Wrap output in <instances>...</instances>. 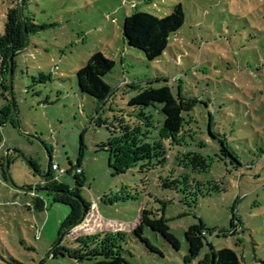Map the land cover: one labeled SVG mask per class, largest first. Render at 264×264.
<instances>
[{
  "label": "rangeland",
  "instance_id": "rangeland-1",
  "mask_svg": "<svg viewBox=\"0 0 264 264\" xmlns=\"http://www.w3.org/2000/svg\"><path fill=\"white\" fill-rule=\"evenodd\" d=\"M179 3L185 23L161 58L149 61L126 44L127 15L164 17ZM11 6L0 0V33ZM24 12L40 28L29 33L12 74H2L17 125L7 123L0 141V264H81L52 251L107 231L129 234L123 254L131 264H209L207 244L185 259V230L199 223L216 250L235 249L242 264L264 260V0H26ZM96 52L116 62L105 77L115 92L104 105L77 86V71ZM123 80L139 87L120 89ZM150 85H169L176 95L180 88L196 105L175 141L159 136L162 105L145 108L154 120L147 141L162 142L166 156L114 173L106 144L122 126L144 124L129 100ZM23 155L38 159L43 172L49 159L58 164L47 177L57 188H73L76 166L83 170L80 192L91 206L60 237L70 207L35 188L45 178ZM35 193L45 210L29 208ZM145 208L164 212L179 250L148 228L145 236L163 255L131 234Z\"/></svg>",
  "mask_w": 264,
  "mask_h": 264
},
{
  "label": "trees",
  "instance_id": "trees-1",
  "mask_svg": "<svg viewBox=\"0 0 264 264\" xmlns=\"http://www.w3.org/2000/svg\"><path fill=\"white\" fill-rule=\"evenodd\" d=\"M25 3L26 0H23V19H21L18 0H15L14 3L12 0V6L9 7L5 16L4 33H0V99L3 100V103L0 104V141L2 140V128L7 123L17 125L16 105L13 108V100L11 99V84L4 85L2 74L14 71L15 57L25 48L26 34L36 32L40 28L39 25L31 22L30 17L25 15ZM185 19L182 3L175 5L172 12L164 17L142 10L134 11L131 15H127L124 20L125 42L131 48L141 50L149 61H156L169 49L170 37L182 28ZM11 57L12 61L10 60ZM115 64V60L108 58L102 52L94 53L87 64L77 71V86L80 93L95 98L101 105L108 102L115 89L106 82L105 77L114 69ZM41 77L48 78L44 74ZM126 82V80L120 82V89L130 86L139 87L137 83L129 84ZM182 95L180 88H178L176 95L169 85L160 87L150 85L141 88L140 92L129 100V105L135 108L137 116L141 120L143 119L144 126L141 123L136 126H122L119 134L112 136L106 144L112 163L110 167L114 173L125 171L139 161L147 160L150 162L159 156H163V158L166 156V151L162 152V149L165 148L162 142L151 143L147 141L150 138L151 128L154 127V120L144 109L156 104L162 105L161 112L164 114V122L159 136L162 141L169 139L175 141V135L184 133L185 118L191 117L190 112L196 105V102L192 104L182 99ZM222 144L227 149L225 142ZM27 159L31 164L30 167L34 166L37 171H41V164L38 159L32 156L27 157ZM52 164L51 161V171ZM79 166L80 164L76 166L77 169ZM1 167L3 176L7 180V171L2 163ZM81 173L83 170L76 175V184L73 188H57L48 184L49 178L44 180L45 185L43 187L49 188L47 193L52 196L53 201L70 207L69 215L61 224L59 237L64 230L69 229L81 219L84 209L89 210L91 206L81 196V187L84 185L78 181ZM166 187L173 186L166 185ZM40 188L42 187L36 186V189ZM121 199L125 198L117 197V200ZM29 208L45 210L44 198L35 193ZM146 228L160 233L166 242L176 250L180 249L181 242L172 232L164 212L159 214L148 208L143 209L138 224L131 231V234L139 239L150 252L163 255L151 239L145 236ZM128 237L129 234L124 231L100 232L72 240L76 244L73 247L60 244L53 249L52 253L55 258L70 257L78 260L81 264H131L123 254L125 251L124 243L127 242ZM185 240L188 245V253L185 258L187 262L196 259L207 244L210 250L205 256L210 254L209 264H242L235 249L227 246L218 250L214 248L207 238L206 228L202 223L193 224L186 229ZM13 262L21 264L15 259ZM257 264H264V260L258 259Z\"/></svg>",
  "mask_w": 264,
  "mask_h": 264
},
{
  "label": "water",
  "instance_id": "water-1",
  "mask_svg": "<svg viewBox=\"0 0 264 264\" xmlns=\"http://www.w3.org/2000/svg\"><path fill=\"white\" fill-rule=\"evenodd\" d=\"M22 2H23V0H18V7H19V12H20V17H21V19H23V5H22ZM25 39H26L25 47H27V46H28V35H27V34H26V36H25ZM10 60L12 61V57L10 58ZM11 74H12V71H11ZM13 108H14V104H13ZM23 157H25V156L23 155ZM25 158L27 159V157H25ZM27 160H28V159H27ZM28 163H29V162H28ZM29 165H31V164L29 163ZM31 169L33 170V172H34L35 175H37V176H39V177H42V178H47V177H49V175H50V170H51V160L49 159V161H48V163H47V170H46L45 173H42L41 171H37V170L34 168V166H31ZM41 189H42V190H45V191H49V188H47V187H42ZM85 214H86V209H84L81 219H80L76 224L72 225L70 228H72V227H74V226L80 224V223L83 221V219H84V217H85ZM70 228H69V229H70ZM61 240H62V237H61L60 240L58 241V244L61 242ZM39 264H40V263H39Z\"/></svg>",
  "mask_w": 264,
  "mask_h": 264
},
{
  "label": "built area",
  "instance_id": "built-area-1",
  "mask_svg": "<svg viewBox=\"0 0 264 264\" xmlns=\"http://www.w3.org/2000/svg\"><path fill=\"white\" fill-rule=\"evenodd\" d=\"M0 84H1V81H0ZM52 169H53V170H59V166H58V164L53 163V164H52ZM81 170H82L81 168H78V169H77V172L80 173ZM43 184H44L43 182H40V185H43ZM35 188H36V186H35Z\"/></svg>",
  "mask_w": 264,
  "mask_h": 264
},
{
  "label": "flooded vegetation",
  "instance_id": "flooded-vegetation-1",
  "mask_svg": "<svg viewBox=\"0 0 264 264\" xmlns=\"http://www.w3.org/2000/svg\"><path fill=\"white\" fill-rule=\"evenodd\" d=\"M41 169H42V168H41ZM46 170H47V168H46ZM46 170H45L44 172L42 171V173H45V172H46ZM50 174H51V173H50ZM49 176H50V175H49Z\"/></svg>",
  "mask_w": 264,
  "mask_h": 264
}]
</instances>
